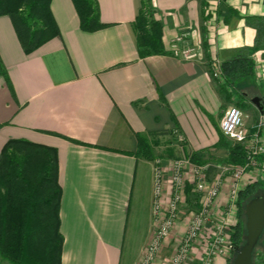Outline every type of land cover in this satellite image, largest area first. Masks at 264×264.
<instances>
[{
    "label": "crops",
    "instance_id": "obj_1",
    "mask_svg": "<svg viewBox=\"0 0 264 264\" xmlns=\"http://www.w3.org/2000/svg\"><path fill=\"white\" fill-rule=\"evenodd\" d=\"M203 1L150 0L164 53L144 58L133 28L142 0H97L107 26L93 32L81 29L73 0H51L59 35L30 53L11 17L0 15V58L10 83L0 76V155L14 139L56 149L61 264H139L156 228L159 157L137 154L138 135H178L171 147L179 157L205 159L224 136L220 121L231 98L220 91L213 68L238 55L264 63V39L256 49L264 0H207L208 19ZM183 33L197 47L196 59L172 55L170 46ZM171 159L163 158L167 169ZM185 205L194 207V200ZM173 240L164 241L153 264H171ZM228 260L219 256L213 264Z\"/></svg>",
    "mask_w": 264,
    "mask_h": 264
},
{
    "label": "trees",
    "instance_id": "obj_2",
    "mask_svg": "<svg viewBox=\"0 0 264 264\" xmlns=\"http://www.w3.org/2000/svg\"><path fill=\"white\" fill-rule=\"evenodd\" d=\"M51 0H0V15L11 17L25 52L30 53L48 40L59 35V28L50 7ZM80 27L93 32L106 27L101 21L97 0H73ZM203 16H212L208 1H203ZM141 58L164 53L161 24L153 19L150 0H142L140 11L133 23ZM256 49L264 39L258 26ZM220 91L229 98L237 95L244 100L256 91L255 61L238 55L222 63ZM0 76L7 79L0 58ZM228 88H231L228 90ZM165 133L149 132L138 135V155L149 160L181 158L175 147L159 149L157 137ZM220 146L228 150L225 163L241 165L245 152L240 145H227L224 136ZM178 151V153H177ZM43 157L40 159L38 157ZM190 159L204 163L197 154ZM56 149L23 139L8 141L0 155V257L10 264H61L64 238L60 232L61 188L58 183ZM261 183L254 181L240 190L236 206L239 220L233 225L232 239L242 244L241 217L243 202L255 196Z\"/></svg>",
    "mask_w": 264,
    "mask_h": 264
},
{
    "label": "built area",
    "instance_id": "obj_3",
    "mask_svg": "<svg viewBox=\"0 0 264 264\" xmlns=\"http://www.w3.org/2000/svg\"><path fill=\"white\" fill-rule=\"evenodd\" d=\"M186 39V33L175 38L170 46L172 55L187 60L196 59L197 47ZM222 75V66L217 63L213 68V76L221 81ZM245 117L243 110L238 105H234L226 109L220 121L223 135L243 145L244 164L226 163L216 166L207 161L194 165L190 157H183L171 159L170 167L167 169L162 163L163 159L155 160L153 215L156 228L139 264H153L176 222L185 216L183 210L189 211V228L179 243L171 264H195L192 249L205 229L211 231L199 264H213L219 256L230 258L234 255L236 245L232 239L230 219L235 212L239 183L248 169L260 164L264 155V116H260L253 128L247 127ZM211 166H216L219 170L218 175L208 185L206 170ZM190 173L193 179L189 180ZM227 176L233 179L234 189L230 203L226 206L224 216L220 220L214 214V201L220 195ZM187 185L192 186L193 192L201 194L200 200H194L195 206L192 208H187L185 205Z\"/></svg>",
    "mask_w": 264,
    "mask_h": 264
},
{
    "label": "rangeland",
    "instance_id": "obj_4",
    "mask_svg": "<svg viewBox=\"0 0 264 264\" xmlns=\"http://www.w3.org/2000/svg\"><path fill=\"white\" fill-rule=\"evenodd\" d=\"M208 8H209V3H208ZM262 44L263 43H260V45H262ZM253 60L255 61L254 81H255V84L257 86V90L253 91V92L251 91L250 93H248L247 94L248 97H245L246 100H241V98L238 97L237 95H233L230 98V103H229L230 105L228 106V107H230V106L238 105L243 110V112L246 115H248V117L247 116L245 117V122H246V125L248 128H253L254 124L259 120L260 116L262 115V114L260 115V112L258 111L256 106L254 105V103H252L250 101V98H252V97L254 98L257 95L258 96H260V95L264 96V63L261 62L260 60L259 61L256 59H253ZM229 89H231V88H228V90ZM225 111L226 110L223 111L222 116L224 115ZM263 134H264V132H263ZM179 138L180 137L178 135H177V138H172L170 136L157 137V140L160 142V146H161L159 149H165V148L171 147L172 144L177 142L176 139L179 142L181 141ZM224 141L227 143V145H233V146L234 145H240L244 150V147L242 144L231 141L228 138L227 139L224 138ZM219 143L217 144L216 148L207 149L206 158L204 159L205 162L208 161L210 163H214V165H216V166L226 164L224 161H225V159H227V156L229 153H228L227 148L224 146H220ZM174 146H175V144H174ZM38 158H39V160L43 159V157H40V156ZM192 164L199 165L200 163L193 162ZM216 166H211L206 170V182L208 185H210L212 183L214 177H216L218 175L219 168H217ZM188 177H189V175H188ZM191 179H193V176H191ZM254 181H258L261 183V185L258 188V190L256 191L255 195H260V194L264 195V155L262 156V158L260 160V164L258 166H256L255 168L248 169L247 172L244 174V176L242 177V179L240 180V183H239V186H240L239 192H240V190L244 189L248 184H250ZM233 186H234L233 179L230 176H227L225 178V183L223 184V187L221 190V193H223L225 195L224 196L225 198L223 200L224 201L223 205L221 206L220 211L215 210V213H214L216 215V217L220 220L222 219V216H224L223 212H224L226 206H228V204L230 203V200L232 198L231 197L232 191L234 189ZM187 188H188V185H187ZM191 189H192V187H190V190ZM193 193H195V194H194L193 199H192V196L190 198L187 195V189H186V191H185V203L190 201V199L191 200H200L201 194L196 193V192H193ZM221 193H220V195H221ZM219 196L217 197V199L219 198ZM217 199H215L214 205L216 204ZM237 199H238V195H237ZM248 200H245L243 202V214L241 217V222H242V227H243L242 244L245 243L246 235H247L245 207H246V203L248 202ZM183 211L185 212V214H184L185 216H182V218L176 222L174 229L172 230L170 236L168 237V238L174 239L176 241L172 257L177 252V248L179 246V243L181 242L182 238L184 237V235L186 234V232L189 228V223H190L189 211H186V210H183ZM183 220L185 221V223L180 224L181 222H183ZM238 220H239V215H238V208L236 206L235 212L233 213V215L230 219L231 228H232L231 232L232 233H234L233 225H235L238 222ZM181 226L183 227L182 231L179 229L180 231L178 230L176 232V229L180 228ZM210 231L211 230L205 229L202 232L200 238L197 239V241H196V243L192 249V251H193L192 258H194L193 260H194L195 264L200 263V258L202 257V255L204 253ZM263 238H264V236H263ZM263 238H262V240H263ZM242 244H240V245H242ZM232 257L233 256H231L229 258V260H228L229 262L227 261V264H231L230 262L232 260ZM0 264H10V263L0 257Z\"/></svg>",
    "mask_w": 264,
    "mask_h": 264
},
{
    "label": "water",
    "instance_id": "obj_5",
    "mask_svg": "<svg viewBox=\"0 0 264 264\" xmlns=\"http://www.w3.org/2000/svg\"><path fill=\"white\" fill-rule=\"evenodd\" d=\"M252 102L264 116V108L260 105V97L252 98ZM245 217L246 241L236 249L231 264H253V251L264 230V195H255L248 200L245 207Z\"/></svg>",
    "mask_w": 264,
    "mask_h": 264
},
{
    "label": "flooded vegetation",
    "instance_id": "obj_6",
    "mask_svg": "<svg viewBox=\"0 0 264 264\" xmlns=\"http://www.w3.org/2000/svg\"><path fill=\"white\" fill-rule=\"evenodd\" d=\"M258 96V95H257ZM256 97V96H255ZM260 105L261 107L264 108V96L260 95ZM253 98V97H252ZM252 98H250V101L252 102ZM253 103V102H252ZM255 105V104H254ZM256 106V105H255ZM256 108L258 109V111H260V109L256 106ZM254 197V196H253ZM252 198V197H251ZM250 198V199H251ZM264 230L263 233L261 235V238L259 240V242L256 244L255 249L253 251V264H264ZM263 238V240H262ZM263 241V242H262ZM244 244V243H243ZM242 244V245H243ZM242 245H237L236 249ZM234 256V255H233ZM232 261V260H231ZM231 263V262H230Z\"/></svg>",
    "mask_w": 264,
    "mask_h": 264
}]
</instances>
